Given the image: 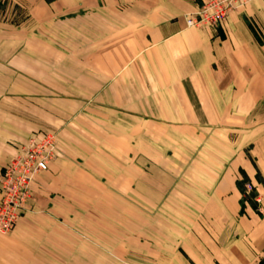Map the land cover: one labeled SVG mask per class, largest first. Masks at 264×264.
Segmentation results:
<instances>
[{"label": "rangeland", "instance_id": "374dc122", "mask_svg": "<svg viewBox=\"0 0 264 264\" xmlns=\"http://www.w3.org/2000/svg\"><path fill=\"white\" fill-rule=\"evenodd\" d=\"M117 13L98 0H0V182L13 162L48 156L0 231V264H154L149 243L181 219L206 168L205 132L194 146L186 127L145 133V119L91 102V65L102 70L120 40Z\"/></svg>", "mask_w": 264, "mask_h": 264}, {"label": "crops", "instance_id": "0c3cea01", "mask_svg": "<svg viewBox=\"0 0 264 264\" xmlns=\"http://www.w3.org/2000/svg\"><path fill=\"white\" fill-rule=\"evenodd\" d=\"M98 1L109 13L121 11L122 27L114 36L120 40L107 46L105 67L91 65L97 71L91 102L145 119V133L186 127L194 146L201 143L195 134L205 132L206 168L191 177L181 219L149 243V260L258 264L264 257V0L235 10L216 29L185 25L208 0ZM240 171L254 188L257 210L241 213Z\"/></svg>", "mask_w": 264, "mask_h": 264}, {"label": "built area", "instance_id": "2783aa9c", "mask_svg": "<svg viewBox=\"0 0 264 264\" xmlns=\"http://www.w3.org/2000/svg\"><path fill=\"white\" fill-rule=\"evenodd\" d=\"M253 0H208L204 2L196 11V13L186 17V27L188 28H219L226 21L229 13L246 6ZM49 145L50 143H46ZM35 147V143L27 147L24 151L25 155L31 154ZM37 148V146H36ZM30 162H25V158L13 162L8 169L5 170L1 186V202H0V231L11 230L18 217L19 212L23 210L26 203L30 199L29 183L33 172H41L47 169V157L42 159H33V155H29ZM19 167V168H18ZM24 169L27 171L25 172ZM28 174V175H27ZM250 191V185H246Z\"/></svg>", "mask_w": 264, "mask_h": 264}, {"label": "trees", "instance_id": "16d2710c", "mask_svg": "<svg viewBox=\"0 0 264 264\" xmlns=\"http://www.w3.org/2000/svg\"><path fill=\"white\" fill-rule=\"evenodd\" d=\"M240 175H241V179L238 180V181H236V188L242 194L243 191H244V186L246 184H250V181H249L248 177L244 174V172L240 171ZM256 180H259V173L256 174ZM254 196H255L254 195V192H252L251 195H250V197L247 198V200L241 199V201H240V204H241V212H243L242 209L244 208L245 202H247V204L251 208L255 209V205L252 202V199L254 198ZM258 264H264V257L258 262Z\"/></svg>", "mask_w": 264, "mask_h": 264}]
</instances>
